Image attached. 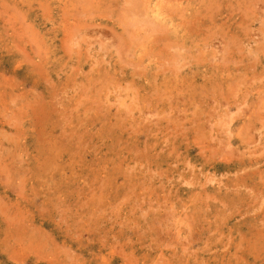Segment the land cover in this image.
Masks as SVG:
<instances>
[{
    "label": "rangeland",
    "instance_id": "obj_1",
    "mask_svg": "<svg viewBox=\"0 0 264 264\" xmlns=\"http://www.w3.org/2000/svg\"><path fill=\"white\" fill-rule=\"evenodd\" d=\"M212 1L0 0V264H264V1Z\"/></svg>",
    "mask_w": 264,
    "mask_h": 264
},
{
    "label": "bare ground",
    "instance_id": "obj_2",
    "mask_svg": "<svg viewBox=\"0 0 264 264\" xmlns=\"http://www.w3.org/2000/svg\"><path fill=\"white\" fill-rule=\"evenodd\" d=\"M43 1H45V0H43ZM102 1H103V0H102ZM148 1H149V0H148ZM163 1H164V0H163ZM172 1H173V0H171V2H172ZM177 1H179V0H177ZM216 1L218 2V0H216ZM226 1H227V0H226ZM230 1H231V0H230ZM237 1H238V0H237ZM243 1H244V0H243ZM263 1H264V0H263ZM14 2H15V1H14ZM16 2H17V1H16ZM30 2H32V1H30ZM105 2H106V1H105ZM124 2H125V1H124ZM145 2H146V1H145ZM159 2H160V1H159ZM169 2H170V1H169ZM193 2H194V1H193ZM193 2H192V3H193ZM200 2H201V1H200ZM210 2H211V0H210ZM213 2L215 3L214 0L212 1V3H213ZM220 2H222V1L220 0ZM224 2H225V1H224ZM239 2H240V1H239ZM247 2H249V1L247 0ZM99 3H101V2H99ZM150 3H151V2H150ZM167 3H168V2H167ZM195 3H196V1H195ZM197 3H199V0H198ZM202 3H203V2H202ZM202 3H200V4H202ZM204 3H205V2H204ZM218 3H219V2H218ZM226 3H227V2H226ZM231 3L233 4V2H231ZM231 3H230V4H231ZM243 3H244V2H243ZM243 3H239V4H238V2H237L238 7H239L240 4H243ZM245 3H246V2H245ZM245 3H244V4H245ZM24 4H25V2H24ZM45 4H46V3H45ZM93 4H94V3H93ZM95 4H96V3H95ZM102 4H103V3H102ZM154 4H155V3H154ZM154 4H153V6H154ZM157 4H158V3H157ZM165 4H166V1H165ZM169 4H170V3H169ZM174 4H175V3H174ZM222 4H224V3H222ZM249 4H251V3L249 2ZM258 4H259V3H258ZM36 5H37V4H36ZM47 5H48V4H47ZM155 5H156V4H155ZM172 5H173V4H172ZM178 5H179V3H178ZM185 5H186V4H185ZM187 5H188V4H187ZM203 5H204V4H203ZM205 5H207V4H205ZM216 5H217V4H216ZM226 5H227V4H226ZM234 5H235V4H234ZM245 5H246V4H245ZM16 6H17V5H16ZM18 6H19V5H18ZM96 6H97V5H96ZM149 6H150V5H149ZM157 6H159V5H157ZM194 6H195V5H194ZM196 6L199 7L200 5H196ZM209 6H210V4H209ZM212 6H213V5H212ZM217 6H218V5H217ZM232 6H233V5H232ZM235 6H236V5H235ZM235 6H234V7H235ZM240 6H242V5H240ZM27 7H28V6H27ZM129 7H130V6H129ZM161 7H162V6H161ZM164 7H165V6H163V8H164ZM187 7H188V6H187ZM187 7H186V8H187ZM202 7H203V6H202ZM207 7H208V6H207ZM214 7H215V5H214ZM220 7H221V6H220ZM222 7H223V6H222ZM226 7H227V6H226ZM226 7H224V8L226 9ZM228 7H229V6H228ZM228 7H227V8H228ZM234 7L232 8V10L234 9ZM250 7H251V6H250ZM23 8H24V7H23ZM101 8H102V7H101ZM103 8H104V7H103ZM163 8L160 9V10H165V9H163ZM171 8H172V7H171ZM176 8H177V7H176ZM178 8H179V7H178ZM181 8H182V7H181ZM200 8H201V6H200ZM204 8H206V7H204ZM240 8H241V7H240ZM240 8H239V9H240ZM149 9H150V7H149ZM156 9H157V8H156ZM179 9H180V8H179ZM193 9H194V8H193ZM253 9H254V8H253ZM147 10H148V9H147ZM151 10H152V9H151ZM177 10H178V9H177ZM177 10H175V11H177ZM189 10H190V9H189ZM207 10H209V7L207 8ZM214 10H215V9H214ZM214 10H213V11H214ZM217 10H218V9H217ZM217 10H216V12L218 13L219 11H217ZM236 10H237V8H236ZM197 11H198V10H197ZM203 11H204V10H203ZM209 11H210V10H209ZM222 11H223V8H222ZM233 11H234V10H233ZM244 11H245V10H244ZM57 12H58V11H56V13H57ZM152 12H153V10H152ZM154 12H155V11H154ZM163 12H164V11H163ZM165 12H166V11H165ZM168 12H169V11H168ZM183 12H185V11H183ZM206 12H207V11H206ZM210 12H211V11H210ZM210 12H209V13H210ZM216 12L214 11V13H216ZM239 12H240V11H239ZM56 13H55V15H56ZM145 13H146V12H145ZM172 13H173V12H172ZM175 13H176V12H175ZM207 13H208V12H207ZM214 13H212V15H213ZM219 13H220V12H219ZM222 13H223V12H222ZM235 13H236V12H235ZM235 13H234V14H235ZM32 14H33V13H32ZM149 14H150V13H149ZM154 14H155V13H154ZM198 14H199V13H198ZM223 14H224V13H223ZM226 14H227V12H226ZM234 14H233V15H234ZM240 14H241V13H240ZM171 15H173V14H171ZM189 15H190V14H189ZM205 15H206V14H204V16H205ZM208 15H209V14H208ZM208 15H207V16H208ZM147 16H148V15H147ZM156 16H158V15H156ZM166 16H167V15H166ZM179 16H180V15H179ZM190 16H191V15H190ZM197 16H199V15H197ZM200 16H201V14H200ZM204 16H203V18H204ZM210 16H211V15H210ZM226 16H228V15H226ZM237 16H238V13H237ZM240 16H241V15H240ZM39 17H40V16H39ZM150 17H151V16H150ZM170 17H171V16H170ZM182 17H183V16H182ZM212 17H213V16H212ZM229 17H230V16H229ZM242 17H243V16H242ZM242 17H240V18H242ZM35 18H36V16H35ZM156 18H157V17H156ZM156 18H155V19H156ZM173 18H174V17H173ZM187 18H188V17H187ZM191 18H192V17H191ZM200 18H201V17H200ZM209 18H210V17H209ZM232 18H233V16H232ZM232 18H231V19H232ZM155 19H154V20H155ZM175 19H176V18H175ZM218 19H219V18H218ZM181 20H182V19H181ZM197 20H198V19H197ZM219 20H221V19H219ZM228 20H229V19H228ZM242 20H243V19H242ZM34 21H35V20H34ZM150 21H151V20H150ZM157 21H158V23H159V20H157ZM184 21H185V20H184ZM205 21H206V20H205ZM221 21L223 22V20H221ZM235 21L237 22L236 19H235ZM38 22H39V21H38ZM38 22H37V23H38ZM194 22H195V21H194ZM194 22H193V23H194ZM200 22H201V21H200ZM217 22H218V21H217ZM229 22H230V20H229ZM40 23H41V22H40ZM149 23H150V22H149ZM177 23H178V22H177ZM187 23H188V22H187ZM220 23H221V22H220ZM150 24H151V23H150ZM155 24H156V23H155ZM161 24H162V22H161ZM161 24H160V25H161ZM196 24H197V23H196ZM203 24H204V23H203ZM232 24H233V23H232ZM235 24H236V23H235ZM235 24H234V25H235ZM38 25H39V24H38ZM178 25H179V24H178ZM182 25H183V24H182ZM193 25H194V24H193ZM155 26H156V25H155ZM197 26H198V24H197ZM222 26H223V25H222ZM35 27H36V25H35ZM40 27H41V26H40ZM44 27H45V26H44ZM46 27H47V26H46ZM152 27H153V26H152ZM187 27H188V26H187ZM224 27H226V26H224ZM236 27H237V25H236ZM242 27H243V26H242ZM157 28H158V27H157ZM182 28H183V26H182ZM182 28H181V29H182ZM159 29H160V28H159ZM166 29H167V27L165 28V30H166ZM191 30H192V29H191ZM229 30H230V29H229ZM234 30H235V28H234ZM162 31H163V30H162ZM232 31H233V30H232ZM236 31H237V30H236ZM38 32H39V31H38ZM56 32H57V31H56ZM164 32H165V31H164ZM166 32H167V31H166ZM54 33H55V32H54ZM227 33H228V32H227ZM227 33H226V34H227ZM236 33H237V32H236ZM153 34H154V33H153ZM194 34H196V33H194ZM56 35H57V34H56ZM65 35H66V34H65ZM156 35H157V34H156ZM52 36H53V35H52ZM151 36H152V35H151ZM192 36H193V35H192ZM231 36H232V34H231ZM50 37H51V36H50ZM65 37H67V36H65ZM159 37H160V36H159ZM41 38H42V35H41ZM43 38H45V37L43 36ZM53 38H54V37H53ZM44 40H45V39H44ZM53 40H54V39H53ZM62 40H63V39H62ZM147 40H148V38H147ZM227 40H229V39H227ZM148 41H149V40H148ZM235 41H236V40H235ZM52 42H53V41H52ZM63 42H64V41H63ZM46 43H47V42H46ZM229 43H230V42H229ZM148 44H149V43H148ZM151 44H152V41H151ZM153 44H154V43H153ZM164 46H165V45H164ZM57 47H58V46H57ZM153 48H154V47H153ZM201 48H202V47H201ZM228 49H229V48H228ZM58 50H59V49H58ZM145 50H146V49H145ZM151 50H152V48H151ZM261 50H262V49H261ZM191 51H192V50H191ZM224 51H225V49H224ZM57 52H58V51H57ZM257 52H258V51H257ZM199 53H200V52H199ZM227 53H228V52H227ZM261 53H262V52H261ZM191 54H192V53H191ZM222 55H223V54H222ZM257 55H258V53H257ZM259 55H260V54H259ZM262 55H263V54H262ZM193 56H194V55H193ZM230 56H231V54H230ZM260 56H261V55H260ZM188 57H189V56H188ZM191 57H192V56H191ZM205 57H206V56H205ZM223 57H224V56H223ZM231 57H232V56H231ZM262 57H263V56H262ZM197 58H198V57H197ZM219 58H220V57H219ZM227 58H228V60H229L230 57L227 56ZM194 59H195V57H194ZM199 59H200V58H199ZM204 59H205V58H204ZM182 60H183V59H182ZM191 60H192V59H191ZM195 60H196V59H195ZM217 60H218V59H217ZM222 60H223V59H222ZM222 60H221V62H222ZM198 61H199V60H198ZM213 61H214V60H213ZM190 62H191V61H190ZM214 62H215V61H214ZM239 62H241V61H239ZM201 63H202V62H201ZM217 63H218V62H217ZM222 63H224V62H222ZM150 64H151V63H150ZM192 64H193V63H192ZM188 66H189V65H188ZM220 66H221V64H220ZM224 67H227V66L225 65ZM239 67H240V66H239ZM214 68H215V67H214ZM218 68H219V66H218ZM227 68H228V67H227ZM148 69H149V68H148ZM183 69H184V68H183ZM181 70H182V69H181ZM143 71H144V70H143ZM188 71H189V70H188ZM190 71H191V70H190ZM220 71H221V70H220ZM227 72H228V71H227ZM231 73H232V72H231ZM133 74H134V73H133ZM149 74H150V73H149ZM97 75H98V74H97ZM92 76L94 77V75H92ZM134 76H135V75H134ZM142 76H143V75H142ZM229 76H230V75H229ZM89 77H90V76H89ZM96 77H97V76H96ZM94 78H95V77H94ZM227 83H228V81H227ZM188 84H189V83H188ZM224 84H225V83H224ZM229 84L231 85V83H229ZM63 85H64V84H63ZM186 86L188 87L189 85H186ZM260 86H261V85H260ZM63 87H64V86H63ZM98 88H99V86H98ZM255 88H256V87H255ZM260 88H261V87H260ZM253 89H254V88H253ZM261 89H262V88H261ZM261 89L258 88V90H261ZM250 90H252V89H250ZM256 90H257V89H256ZM263 91H264V89H263ZM184 92H185V91H184ZM227 92H228V91H227ZM256 96H257V95H256ZM78 103H79V102H78ZM255 104H256V103H255ZM34 106H35V105H34ZM75 107H76V106H75ZM250 109H251V108H250ZM252 109H253V108H252ZM256 109H257V108H256ZM254 110H255V108H254ZM242 112H243V111H242ZM249 112H250V111H249ZM253 112H254V111H253ZM253 112H252V114H253ZM39 113H40V112H39ZM238 114H239V113H238ZM242 114H243V113H242ZM246 114H247V113H246ZM249 114H250V113H249ZM237 116H238V115H237ZM244 116H246V115H244ZM247 116H248V115H247ZM239 117H240V116H239ZM236 118H237V117H236ZM241 120H242V119H241ZM245 121H246V120H245ZM246 122H247V121H246ZM247 123H248V122H247ZM242 124H244V123H242ZM245 124H246V123H245ZM243 126H244V125H242V127H243ZM245 126H246V125H245ZM245 128H246V127H245ZM236 129H237V128H236ZM242 129H243V128H242ZM242 129H241V131H242ZM243 130H244V129H243ZM237 131H238V130H237ZM19 146H20V145H19ZM26 152H27V151H26ZM39 160H40V159H39ZM54 161H56V160H54ZM57 161H58V160H57ZM256 161H257V160H256ZM58 162H59V161H58ZM245 162H246V161H245ZM54 163H55V162H54ZM246 163H247V162H246ZM40 165H41V164H40ZM42 165H43V164H42ZM66 166H67V165H66ZM66 166H65V167H66ZM245 168H246V167H245ZM261 169H262V168H261ZM247 174H248V173H247ZM239 180H240V179H239ZM242 182H244V180H243ZM250 182H251V181H250ZM244 183H245V182H244ZM243 185H244V184H243ZM237 187H238V186H237ZM237 187H236V188H237ZM255 190H256V189H255ZM256 235H257V234H256ZM260 239H261V238H260ZM247 243H248V242H247ZM260 245H261V244H260ZM261 247H262V246H261ZM248 248H249V247H248ZM243 249H244V248H243ZM240 251H241V250H240ZM246 251H247V250H246ZM240 256H241V255H240Z\"/></svg>",
    "mask_w": 264,
    "mask_h": 264
}]
</instances>
